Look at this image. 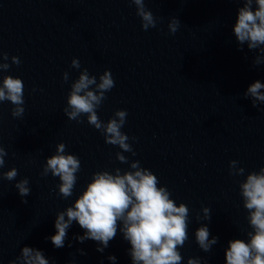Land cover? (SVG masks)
<instances>
[{"label": "clouds", "instance_id": "clouds-1", "mask_svg": "<svg viewBox=\"0 0 264 264\" xmlns=\"http://www.w3.org/2000/svg\"><path fill=\"white\" fill-rule=\"evenodd\" d=\"M136 6V14L141 18V27L147 31L155 28L157 18L145 6V0H129ZM242 2L238 8L237 19L233 32L238 42V50L243 51L246 44L249 50H258L253 65L264 64V0H235ZM255 5V7H253ZM180 21L172 17L168 24L170 33H176ZM7 53L0 52V72H7L10 64ZM11 63L19 65V57L12 56ZM71 67L79 69L78 59L71 61ZM62 80H69V73L62 74ZM115 87L110 70H105L97 79L85 68L78 78L72 82L67 96V104L63 109L69 120L82 123L81 116L87 117V123L99 130L105 143L118 146L122 151L116 153L121 163H129L124 152L136 153L129 141V136L121 129L126 123V110H116L107 122L100 119L97 110L107 99L106 93ZM264 83L256 80L244 93V98H251L252 106L264 103ZM10 102L13 107L11 115L20 118L24 115V83L21 78L4 75L0 81V103ZM135 140V137L131 138ZM8 155L0 146V169L5 166ZM238 161L229 162V175L244 176L245 169L238 167ZM81 169L80 159L66 152V145L58 143L53 155L46 158L41 176L51 174L58 177V195L67 199L73 195L77 182V173ZM18 170L13 167L0 173V178L13 181ZM14 187L23 199L31 193L29 180H19ZM243 207L247 210V221L250 231L245 239H233L228 242L225 251L226 264H264V167L249 172L239 183ZM203 217L197 220L210 221L211 209H202ZM73 222L77 223L84 234L76 236L80 243L86 240L97 242V251L103 253L118 231L130 244L128 254L132 264H182L184 257L180 248L189 240V208L181 202L179 205L171 198L165 186H160L158 177L149 169L143 168L140 162L132 161L129 170L122 172L120 168L114 172L101 170L92 174L91 181L71 206L56 214L54 235L48 237L55 248H63L67 239L68 229ZM199 248L208 253L218 243L219 238L211 236L206 224H201L194 233ZM71 247V244H69ZM81 255L86 253L78 250ZM107 259L115 264L116 257L109 255ZM10 264H50L41 250L24 246L21 253ZM187 264H202L201 257H189ZM207 264V261H203Z\"/></svg>", "mask_w": 264, "mask_h": 264}]
</instances>
